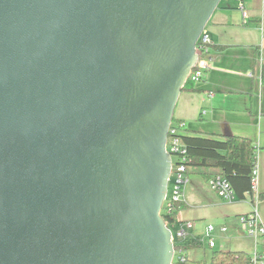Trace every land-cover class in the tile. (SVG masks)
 I'll list each match as a JSON object with an SVG mask.
<instances>
[{
    "label": "water",
    "instance_id": "1",
    "mask_svg": "<svg viewBox=\"0 0 264 264\" xmlns=\"http://www.w3.org/2000/svg\"><path fill=\"white\" fill-rule=\"evenodd\" d=\"M221 0H0V264H173V111Z\"/></svg>",
    "mask_w": 264,
    "mask_h": 264
},
{
    "label": "crops",
    "instance_id": "2",
    "mask_svg": "<svg viewBox=\"0 0 264 264\" xmlns=\"http://www.w3.org/2000/svg\"><path fill=\"white\" fill-rule=\"evenodd\" d=\"M246 13L245 22L242 11ZM205 32L210 38L209 62L203 77L193 83L194 91H183L176 102L173 117L183 125L185 134L210 137L226 135L251 140L255 147L257 196L264 194V0H231L217 6ZM206 169H189L184 208L177 221L187 230L189 240L200 246L182 253L184 264H203L210 251L228 247V251L250 254L254 244L239 229L238 217L253 210L250 197L227 203L208 186ZM264 224V200L255 203ZM208 224L214 248L205 237ZM226 227V232L219 228Z\"/></svg>",
    "mask_w": 264,
    "mask_h": 264
},
{
    "label": "trees",
    "instance_id": "3",
    "mask_svg": "<svg viewBox=\"0 0 264 264\" xmlns=\"http://www.w3.org/2000/svg\"><path fill=\"white\" fill-rule=\"evenodd\" d=\"M261 80L264 84V65L261 69ZM183 91H194L193 82L190 78L187 79L181 89V92ZM179 125L180 122L172 116L171 127H179ZM179 137L186 148L188 170L191 168L211 170L215 174L211 176L204 174L207 182L211 177L219 175L228 182L235 200L242 201L246 197H250V201L254 203L251 178L252 170L256 164V147L251 140L232 135L210 137L185 134L183 128L180 129ZM260 200H264V194L258 195V201ZM183 208L184 205L179 203L173 206L170 213H162L161 216L170 230L171 228L176 230L180 225L176 218L179 210ZM199 246V242L189 240L186 237L181 242H174L173 249L176 256ZM172 263L181 264L176 258L173 259ZM203 264H249V255L244 252L213 250L209 260Z\"/></svg>",
    "mask_w": 264,
    "mask_h": 264
},
{
    "label": "built area",
    "instance_id": "4",
    "mask_svg": "<svg viewBox=\"0 0 264 264\" xmlns=\"http://www.w3.org/2000/svg\"><path fill=\"white\" fill-rule=\"evenodd\" d=\"M227 2L229 0H221ZM220 1V2H221ZM242 11V8H241ZM242 18H246V13L242 11ZM198 49V50H197ZM210 49V38L206 34L205 29L201 33L196 42V52L198 54L197 61L193 66L188 78L193 83L198 82L204 75L205 70L208 67V54ZM180 129L183 128L182 123L179 125ZM179 127L168 128V134L165 143V151L170 155L171 168L167 181V193L164 201L162 202L160 215L162 213L168 214L173 209L175 204L184 202L185 190L189 183V170L186 166V148L182 144L179 133ZM208 186L211 190L217 193V195L223 201L232 203L235 201L234 194L230 188L228 182L219 175H215L208 180ZM257 169L256 164L252 170L251 188L253 193V210L248 214H243L238 217V225L240 231L248 238L252 239L254 248L249 255V264H264V224L260 221L255 203L258 201L257 191ZM167 226V225H166ZM193 224L187 222L184 226L179 225L174 233L171 232V240L174 246V242H181L188 236L187 230L192 228ZM169 229V228H168ZM215 227L208 224L205 229V237L207 239V245L209 248H214V239L210 238V233L214 231ZM170 230V229H169ZM221 232H226V227L221 226L219 228ZM171 231V230H170ZM179 262H184L182 254L173 256Z\"/></svg>",
    "mask_w": 264,
    "mask_h": 264
},
{
    "label": "rangeland",
    "instance_id": "5",
    "mask_svg": "<svg viewBox=\"0 0 264 264\" xmlns=\"http://www.w3.org/2000/svg\"><path fill=\"white\" fill-rule=\"evenodd\" d=\"M231 1V0H230ZM233 2H234V0H232ZM226 4V2H220V6H222V5H225ZM171 231L174 233V231H175V229L174 228H171ZM218 250H221V251H228L229 249H228V247L227 248H223V249H218ZM207 252H209L208 254H210L211 252L210 251H207ZM211 255V254H210ZM181 264H184V263H181Z\"/></svg>",
    "mask_w": 264,
    "mask_h": 264
}]
</instances>
